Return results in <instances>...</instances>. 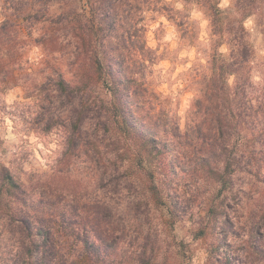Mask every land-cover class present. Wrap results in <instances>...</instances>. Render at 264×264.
Returning a JSON list of instances; mask_svg holds the SVG:
<instances>
[{
  "label": "clouds",
  "instance_id": "1",
  "mask_svg": "<svg viewBox=\"0 0 264 264\" xmlns=\"http://www.w3.org/2000/svg\"><path fill=\"white\" fill-rule=\"evenodd\" d=\"M0 264H264V0H0Z\"/></svg>",
  "mask_w": 264,
  "mask_h": 264
},
{
  "label": "trees",
  "instance_id": "2",
  "mask_svg": "<svg viewBox=\"0 0 264 264\" xmlns=\"http://www.w3.org/2000/svg\"><path fill=\"white\" fill-rule=\"evenodd\" d=\"M191 2H193V3H203V2H206V0H191ZM221 68L224 69V70H228V71H237V70H239L235 66V62H233V64H231V65H228L227 68H224V66H221ZM122 123H123V120H122Z\"/></svg>",
  "mask_w": 264,
  "mask_h": 264
}]
</instances>
